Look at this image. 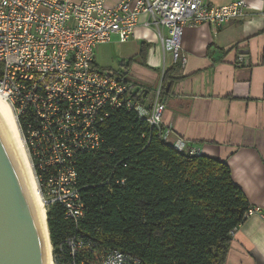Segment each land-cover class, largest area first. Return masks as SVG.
I'll return each mask as SVG.
<instances>
[{"label":"built area","instance_id":"2783aa9c","mask_svg":"<svg viewBox=\"0 0 264 264\" xmlns=\"http://www.w3.org/2000/svg\"><path fill=\"white\" fill-rule=\"evenodd\" d=\"M106 1L0 0V96L12 109L46 211L59 204L74 224L85 213L76 160L80 153L100 148L99 125L113 110L125 109L160 132L165 110L160 97L163 66L147 104L136 97L142 89L120 69L96 66V46L108 43L112 35L125 42L145 14L141 24L156 31L163 52H170L176 62L185 26L206 24L217 30L243 18L248 8L245 0L223 5L205 0H119L114 6ZM244 56L241 53L238 63ZM161 137L178 151L202 154L172 135L171 126L162 128ZM253 214L264 219L260 206H249L244 219ZM88 250L92 264H139L76 233L66 237L55 254L52 248V264H87Z\"/></svg>","mask_w":264,"mask_h":264},{"label":"trees","instance_id":"16d2710c","mask_svg":"<svg viewBox=\"0 0 264 264\" xmlns=\"http://www.w3.org/2000/svg\"><path fill=\"white\" fill-rule=\"evenodd\" d=\"M145 53L143 44L137 59L122 66L144 65ZM177 69L174 64L163 71L162 100ZM142 94L136 97L141 100ZM161 131L125 109L113 110L99 125L100 148L80 153L76 160L84 217L74 224L59 204L46 211L54 254L76 233L139 264L226 263L231 232L250 205L225 161L178 151ZM92 257L88 250L87 264Z\"/></svg>","mask_w":264,"mask_h":264},{"label":"crops","instance_id":"0c3cea01","mask_svg":"<svg viewBox=\"0 0 264 264\" xmlns=\"http://www.w3.org/2000/svg\"><path fill=\"white\" fill-rule=\"evenodd\" d=\"M118 1L107 0L106 4L114 6ZM205 1L223 5L233 0ZM245 1L246 15L217 30L206 24L185 26L180 61L174 62L171 55L172 63L167 66L166 53L170 52H163L152 27L141 24L147 19L145 14L139 16L128 40L120 42L112 35L94 51L117 45L113 53L119 69L125 76L143 79L144 86L138 88L145 93L147 104L160 65L169 69L176 64L175 80L166 85L163 94V130L171 126L172 135L203 155L225 161L249 205L264 210V0ZM237 43L241 46L236 51ZM143 44L144 65L133 62L126 70L123 62L137 59ZM244 52L243 62L238 63ZM225 264H264V219L258 214L245 218L234 230Z\"/></svg>","mask_w":264,"mask_h":264},{"label":"water","instance_id":"95a60500","mask_svg":"<svg viewBox=\"0 0 264 264\" xmlns=\"http://www.w3.org/2000/svg\"><path fill=\"white\" fill-rule=\"evenodd\" d=\"M0 264H49L42 217L1 125Z\"/></svg>","mask_w":264,"mask_h":264},{"label":"bare ground","instance_id":"6f19581e","mask_svg":"<svg viewBox=\"0 0 264 264\" xmlns=\"http://www.w3.org/2000/svg\"><path fill=\"white\" fill-rule=\"evenodd\" d=\"M0 125L2 126L8 138V141L14 151V154L24 172L29 187L35 197L37 209L42 217L44 232L47 238L49 264H52V255H51L52 245L50 241L48 224H47L46 208L38 193L36 180L34 178L31 164L27 152L25 150V146L23 144L12 109L1 96H0Z\"/></svg>","mask_w":264,"mask_h":264},{"label":"rangeland","instance_id":"374dc122","mask_svg":"<svg viewBox=\"0 0 264 264\" xmlns=\"http://www.w3.org/2000/svg\"><path fill=\"white\" fill-rule=\"evenodd\" d=\"M117 45L111 47V49H97V53L94 51L95 62L99 66L100 69L103 70H118L119 69V59L117 58V55L113 53V49L117 50ZM180 61V56L179 59ZM172 63L171 53H166V66ZM160 65V70H161ZM157 77V75H156ZM128 80H130L132 83L136 84V87L138 86H144V81L140 77L133 78L130 75H127Z\"/></svg>","mask_w":264,"mask_h":264}]
</instances>
